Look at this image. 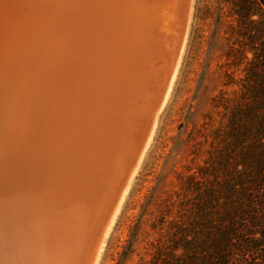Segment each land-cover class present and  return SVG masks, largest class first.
<instances>
[{
	"label": "bare ground",
	"instance_id": "bare-ground-1",
	"mask_svg": "<svg viewBox=\"0 0 264 264\" xmlns=\"http://www.w3.org/2000/svg\"><path fill=\"white\" fill-rule=\"evenodd\" d=\"M1 10L16 46L0 60V264H15L17 239L50 253L44 264H71L79 240L96 248L117 197L82 183L95 167L82 143L106 174L127 175L174 79L191 0H7ZM81 162L89 174L75 186Z\"/></svg>",
	"mask_w": 264,
	"mask_h": 264
},
{
	"label": "rangeland",
	"instance_id": "rangeland-1",
	"mask_svg": "<svg viewBox=\"0 0 264 264\" xmlns=\"http://www.w3.org/2000/svg\"><path fill=\"white\" fill-rule=\"evenodd\" d=\"M205 5H210L214 9L207 12L204 8ZM226 11L227 6L222 0H217V2L216 0H191L186 40L177 65L178 68L176 67L174 72V79L170 82L171 85H169L170 88H168L161 109L154 116L148 138L141 146L140 151H137L138 154L133 165L126 171L127 175L123 176L122 171L118 173L111 167L112 173L110 171L111 174L109 172L106 174L107 161H101V159L99 161L100 154L92 152L93 150L88 148L87 139L84 140V143L81 142L84 146L82 152L85 150L87 154L83 159H88L90 162L92 158L90 163L93 161L92 164L95 167L98 166L100 170L93 167L94 173L91 166L90 169L92 168L93 173L88 172L93 174L92 177L89 175L87 179H84L86 174H89L85 172L84 176L81 173L82 170V172L86 171L84 170L86 163L84 165L83 162L79 163L78 167L83 165L82 169L80 170L81 167L76 169L82 174V177L80 176V182L75 186L86 184L92 180L95 181V184L97 181L96 189L94 184L91 186L94 188L93 190H100L102 193L106 186L104 191H110L107 198L113 197V194H116L117 197L113 198L116 199V202L114 201L112 212L104 224L102 236L96 243V248H90L92 251L89 249L87 251L85 249L87 245L85 246L84 242L79 240L78 242L81 244L78 243L77 252L73 253L74 257L77 256L74 258L75 260L77 258L76 261L71 260L73 264H82V258L86 264L89 262V264H148L155 251L157 241L167 234L169 223L174 218L177 207L176 193L179 178L196 173L198 168L204 166L212 146L209 133L217 129L222 130L225 127L228 113L237 101L238 88L225 84L221 69L223 54L230 45L227 35L228 24L232 22V18L226 16ZM235 75L239 76L240 73L237 71ZM102 164H105L106 169ZM94 174H97V177ZM119 174L121 178H119ZM108 176L112 179H108ZM114 179L116 180L113 181ZM69 190L71 195L69 193L68 196H72L75 189L70 187ZM43 191L45 192V189ZM63 191L65 194V189ZM118 192L119 194H117ZM102 202L99 201L98 206ZM167 203L170 204L169 212L166 216H161L162 209ZM17 240H15L16 244L11 242L13 251L18 250L12 253L15 257V259L12 257L15 264L19 260L18 264H34V262L39 264V261L44 264L48 260L54 261L44 248L38 247L39 253H37L32 250L35 247L33 242L27 240L24 243L20 239L21 243H19ZM2 244L4 245L0 236V249L4 247ZM40 250H44L46 253L40 252ZM40 253L46 254L49 258ZM32 255L35 257L32 258Z\"/></svg>",
	"mask_w": 264,
	"mask_h": 264
},
{
	"label": "trees",
	"instance_id": "trees-1",
	"mask_svg": "<svg viewBox=\"0 0 264 264\" xmlns=\"http://www.w3.org/2000/svg\"><path fill=\"white\" fill-rule=\"evenodd\" d=\"M222 2L232 22L221 69L237 101L209 133L204 166L179 178L174 218L148 264H264V0Z\"/></svg>",
	"mask_w": 264,
	"mask_h": 264
},
{
	"label": "water",
	"instance_id": "water-1",
	"mask_svg": "<svg viewBox=\"0 0 264 264\" xmlns=\"http://www.w3.org/2000/svg\"><path fill=\"white\" fill-rule=\"evenodd\" d=\"M7 2V0H0V17L5 19V23L0 25V60L5 59L4 53L6 49L16 46L14 38H11V33L15 32L10 25L6 22L5 15L2 13L1 7L2 5ZM5 51V52H4ZM84 263V259L82 260V264Z\"/></svg>",
	"mask_w": 264,
	"mask_h": 264
}]
</instances>
